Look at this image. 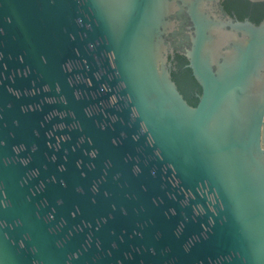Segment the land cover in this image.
Returning a JSON list of instances; mask_svg holds the SVG:
<instances>
[{
  "label": "water",
  "instance_id": "water-1",
  "mask_svg": "<svg viewBox=\"0 0 264 264\" xmlns=\"http://www.w3.org/2000/svg\"><path fill=\"white\" fill-rule=\"evenodd\" d=\"M223 1L0 0V264H264V20Z\"/></svg>",
  "mask_w": 264,
  "mask_h": 264
},
{
  "label": "trees",
  "instance_id": "trees-1",
  "mask_svg": "<svg viewBox=\"0 0 264 264\" xmlns=\"http://www.w3.org/2000/svg\"><path fill=\"white\" fill-rule=\"evenodd\" d=\"M223 5L228 13L243 21L249 17L256 24L264 20V1L252 2L251 0H224ZM254 9V14H250L249 9ZM234 12L236 15H234ZM172 79L176 83L179 91L185 100L193 107L199 103L198 94L202 93V88L193 76L192 70L188 67L189 61L183 56L176 54Z\"/></svg>",
  "mask_w": 264,
  "mask_h": 264
},
{
  "label": "flooded vegetation",
  "instance_id": "flooded-vegetation-1",
  "mask_svg": "<svg viewBox=\"0 0 264 264\" xmlns=\"http://www.w3.org/2000/svg\"><path fill=\"white\" fill-rule=\"evenodd\" d=\"M251 1L252 2H261L264 0H254V1L251 0ZM178 5H179V7H178L179 9H177L175 14L173 15V18L175 19V27L171 31L170 36H174V40H176V42H177V44H176L177 47L179 49L184 50L185 47L189 45V37L190 36H196V34L194 33V29L191 28V21H190V18L186 12V8L179 1H178ZM210 7H212V4L209 3L208 6H206L205 11H209ZM213 7H214V5H213ZM223 7H224V5H223ZM224 9H225V7H224ZM225 11L228 12L226 9H225ZM249 12L251 15L255 13L254 9H252V8L249 9ZM234 15H236L235 12H234ZM235 18H237V17H235ZM245 20H250L251 22L255 23L249 17H247ZM197 96H199V94Z\"/></svg>",
  "mask_w": 264,
  "mask_h": 264
}]
</instances>
